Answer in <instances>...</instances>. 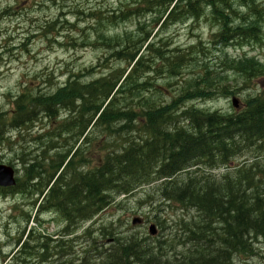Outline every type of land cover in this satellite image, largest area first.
Here are the masks:
<instances>
[{
	"label": "trees",
	"instance_id": "1",
	"mask_svg": "<svg viewBox=\"0 0 264 264\" xmlns=\"http://www.w3.org/2000/svg\"><path fill=\"white\" fill-rule=\"evenodd\" d=\"M145 1L153 2L152 9L145 6H135L131 9L128 7L125 11L120 10L112 15L102 13L104 12L102 8L93 7L87 14V10L83 13L75 8L74 15L85 14L90 24L87 28L79 27L82 35L74 44L80 42L86 45L87 42L92 43L93 39L103 40L108 50L103 57L106 59V65L103 67L109 69L108 72L106 74L102 72L99 78L90 81H85L82 73L72 74L65 84L55 85L56 87H53L52 81L45 83L52 87L51 90H40L36 84L28 83L13 97L11 103L15 108L11 112L12 116L7 117L4 111H0V144L1 141L10 140L7 136L11 131L10 127L15 128L17 137L15 140L21 138V144L15 148L14 154L23 165L24 176L18 179L15 191L42 195L51 180L59 173L44 202L39 206V212L50 209L56 210L59 214L61 212L67 223L64 236L74 234L79 225L81 230L84 223L92 220L113 203L115 197L111 192L128 196L132 191L147 188L156 180L150 175L156 169L161 172L159 178L169 179L179 171L196 164L229 167L234 158L246 152L257 154L264 152V93L247 96L242 110H234L227 114L187 105V102L198 98L212 99L232 95L236 92L235 89L242 87L244 79L246 82L264 80L263 61L249 56L248 53L234 57L227 52V47L235 44L264 46V33H260L264 9H260L263 6L259 5V0ZM174 3L177 5L170 11ZM202 5L213 8L211 12L208 11V16L212 17V24L220 30L217 37L223 44L218 49L225 56L224 60L213 62L211 53H206L204 47L200 48L193 45L194 43L189 45L188 49L187 46L183 49L179 47L172 49L168 41L163 39L167 32L166 28L160 30L156 39L160 40L156 41L154 38V41H151L148 53L139 57L140 43L146 41L152 34V31L146 30L147 24L152 25V28L158 26L160 20L170 11L165 26L170 25L168 23L180 24L191 21L192 27L196 28L204 15ZM233 5L247 9L246 16L237 13L238 17H230L229 9ZM227 13L228 16L225 15ZM171 16L173 21H170ZM135 17L138 19L135 23L136 31H139L138 38L129 34L132 30L128 29L120 31L116 36L108 35L105 27L110 21L114 25L118 21L126 18L132 20ZM234 21L241 23L236 27L233 25ZM242 23L248 25L244 27ZM50 25L54 26L55 31L56 22ZM72 29L68 28L69 31ZM94 32L97 35L89 34ZM62 37L65 38L66 35ZM71 39L73 41L72 37ZM118 60L123 62L120 68L129 64L134 66L129 72L127 67L119 72L120 68L112 65ZM218 67L222 68L223 73L216 71ZM187 69L191 71L190 76L193 79L188 76L182 80L184 85L180 93L174 95L170 102L164 104L159 99L158 102L151 95L143 97L145 102L135 100L144 90L145 93L150 91L147 89V83H140L139 80L148 81V78L154 76L181 80ZM227 70L234 74L238 73L237 79H240V82L231 85L224 75ZM127 72V77L121 83ZM152 74L154 75L150 76ZM45 76L50 77L48 74ZM39 79L43 84L44 76L39 74L30 82L36 83ZM212 79L215 81L212 82ZM41 84L40 87L45 85ZM127 92L129 94L123 102L119 100V97ZM106 101L109 104L106 105ZM68 103L73 104L75 108ZM86 116H91L87 119L88 124L84 120ZM124 120L126 124L123 123ZM185 121L190 124V128L180 127ZM48 122L49 126L45 129ZM114 122L122 125L116 128L113 126ZM92 123L95 138L90 142L84 135ZM129 128L146 129L150 137L156 141H163L164 139L158 137L166 136L167 141L171 142V147L169 145L163 153L167 159L165 157L157 159L151 151L152 148L144 150L142 146L130 144L127 149H122L124 147L119 145V140L125 138L124 134L128 133ZM230 138L232 140L229 142ZM46 139H52L54 146L59 142L64 144L67 140L77 141L57 155L54 151L46 149H42L43 152L40 153L39 147L46 146L40 143ZM64 146L65 144L62 148ZM49 152L53 154L49 155ZM43 153H47V160L42 158ZM216 156L219 157V161L212 162ZM32 157L36 160L32 161ZM69 157L68 163L64 166ZM259 163L260 161L256 160L251 164L234 166L233 169L231 167L232 171L225 175L229 177L225 178L228 186L223 185L224 191L216 183H206L205 173L203 176H194L193 179L191 177L184 179L182 183L177 182L180 186L174 182L171 189L174 191L163 193L168 192L166 195L172 196L182 209L188 206L199 209V216L189 221L184 220L179 225L181 237L175 235L168 240L149 237L154 239L150 244L147 239L143 240L137 235L123 236L111 231L109 236L114 235L115 243L105 252H100L99 247L95 248L96 260L90 264H236L240 258L252 256V242L254 239L259 241L264 238V165ZM84 164L90 165V171L84 169ZM62 168V172H59ZM165 183L168 186L170 182L167 180ZM9 192L12 190L0 188V194ZM198 197L200 199H194ZM37 201L38 199L34 201V206ZM160 226L166 229L163 222H160ZM90 228L84 230L85 234H90ZM72 242L63 241L64 264H83L76 263V260L81 258L84 252L83 255L75 252ZM36 247L38 249V245L32 246L30 242L24 241L11 264H37L35 257L50 262L52 256L48 254V248L43 246L40 253ZM179 247H182L181 251L177 250ZM52 264H58V261L54 259Z\"/></svg>",
	"mask_w": 264,
	"mask_h": 264
},
{
	"label": "rangeland",
	"instance_id": "2",
	"mask_svg": "<svg viewBox=\"0 0 264 264\" xmlns=\"http://www.w3.org/2000/svg\"><path fill=\"white\" fill-rule=\"evenodd\" d=\"M44 1L45 2H36L35 0H0V111L2 110L4 111V113L9 114L12 110H14L15 105L13 106V104L11 103L13 101V97L17 95L18 91L23 87L26 81L29 82V80L33 79L36 73L44 76V83L42 85L52 81L54 84L53 87H56L55 85H58V83L64 84L67 81L68 76H70L72 73L76 74L85 72V74L83 75L84 80L90 81L92 79L99 78V75L102 72H104V74L108 72L109 69L107 70L106 68H103V66H105L106 64V59H104L103 57L108 51L106 48V43H104L103 40L98 41L97 39H93L92 43L87 42L86 45L80 42H77L74 45V42L76 40H79L82 35L81 32H79V27L87 28L89 26L88 24H90L89 19L85 14H77L74 19L73 14L75 8L80 9L81 11H83V13L87 10L86 14L88 10L93 7L102 8L104 10V12L102 13L112 15L113 12H117L120 10L125 11L128 7L133 8L136 5L145 6L148 9H152L151 5L153 4V2L148 3L145 0ZM6 8L11 9L8 10L9 12H5ZM201 9H204V15L202 16L200 21L205 22L201 23L196 28L192 27L193 23L191 21L181 22L180 24L175 23L170 28L165 29L167 32L166 34H164V36L169 37L170 39H172V43L177 46L180 45L183 48L187 46L188 49V46L192 43H194L193 45H198L200 48L204 47L206 53H211V56L214 59L213 62L224 60L225 56L220 53L218 48L214 46L213 38H211L213 28H211L210 25L206 22L207 19L212 18L208 16V11L210 12V10H212L213 8L207 5H202ZM237 13L241 15L244 14V16H246L247 9L239 8L234 11L233 16L238 17L236 16ZM125 15L127 14L125 13ZM105 17L106 16H104V18ZM54 19H60L61 21L68 19L72 21L77 26L73 29L76 32L67 31L71 24L66 27L64 25L57 27L55 31H53V26L50 24H48L47 28L46 24L50 21H53ZM136 21L138 22V19L136 17L132 20H128L126 18L121 22L118 21V23L114 25L111 24L110 21L109 24H107L110 26L106 25L105 29L107 30L108 34L114 36H116L120 31L126 29L132 30L129 34H132L134 38H138L137 36L139 35V31H136ZM94 24L95 21H93V26L95 28L96 25ZM44 26L45 28L43 29ZM260 27L264 31V20L261 21ZM47 29H49L48 32L53 31L50 35H48L49 40L46 36ZM156 31L153 33V38L157 37L160 32V30L157 32ZM89 34L97 35L95 32ZM61 35H66V37L63 38ZM72 35L74 38L73 41L70 40V37ZM51 38H55L58 42L62 41L61 43H59L60 46L57 44V42H54V39L52 40ZM12 42H14L16 48L11 47L12 44L10 45L9 43ZM72 46H74L75 49ZM220 46L221 45H219L218 47ZM242 46L239 44L232 45L228 48L227 51L229 55H232L234 57L242 55L244 52H246L249 53V55H256L257 57L264 60V48L258 45L253 46L250 44H245ZM216 52L217 54H215ZM122 61H114V64L112 65L114 67L120 66ZM221 69V67H218L216 68V71L220 73L221 71H223ZM120 70L121 69H119V72ZM185 71L186 72L184 73V75H182L183 77L181 80L175 78L166 79L167 77H163L162 80H158V82L154 83L153 86L152 84H147L148 86L150 85L149 87H147V89L150 91L148 93L146 92L142 95L136 96L135 100L145 102L143 97L154 95L156 101H158L159 99L163 100L165 103L169 102L172 96L177 94L176 90H179V88L182 87V80H185V78L190 76L191 71L188 69ZM50 73H53L52 76H45V74L50 75ZM224 75L226 76V78H228V81L231 85L235 84L236 82H240V79H237L238 73L234 74L232 71L227 70ZM40 81L41 79H39L37 82ZM205 81L208 82V80ZM211 81L214 82L215 80L212 79ZM245 82L246 80L244 79L242 87L238 89L237 96L241 99V101H244V99L248 95L255 94L256 92H264V81L257 79L255 80V82ZM168 83H170V85H168ZM35 84L36 83L32 82L30 85ZM156 84L160 86H156ZM48 85L49 84H45L43 87H40V90H51L52 87ZM159 87L160 90L158 89ZM210 88L213 89L212 87ZM128 94L129 92H127L124 96L119 97V100L123 102V99ZM192 104L201 109H218L219 111L224 113L232 112L230 100L225 98H219L211 101L196 99L190 102V104L188 105ZM120 107L124 106H119V108ZM187 124L188 122L185 121L181 126H185ZM121 125L122 123L117 122H114L113 124V126H115L116 128H119ZM9 130L15 131V128L10 127ZM136 133L137 132H134V134ZM12 135L13 136H11L10 140L11 144L9 146H0V161L4 163H10L12 166L17 167L19 175L21 176L23 174V171L19 169H22L23 167L21 166L19 157L17 158V156H15L14 154L15 148L19 146L21 142L18 140H14L15 134ZM86 137L90 139V142L92 141V138H95L94 127L91 128ZM119 142L122 144V147L125 146L124 143L121 142V139L119 140ZM54 153L59 155V153L62 152L58 149H54ZM216 172V175H220L224 171L217 170ZM155 179L156 180L153 183H150L149 186L145 189V192L142 194L143 196L151 197L152 195H157V197H159L158 194H162V191L158 190V188L160 187L159 178ZM183 180V178L178 177V181L182 182ZM133 193L134 191L129 193V195H132ZM111 194L116 199L117 194L114 192H111ZM139 200H142V196L134 198V196L132 195L129 198H123L122 205L125 207L124 209H113L110 207L109 209H106L97 219V224L93 225L90 228L91 232L95 233L91 238L88 237L92 233L87 235L85 234V231H79L72 234L74 238H81L80 235H82L83 238H87L84 244H80L77 247L73 246L74 251L75 247L77 249V252L80 251V253L90 251V255L94 253L93 259L96 260V247H99L101 252L109 250L112 244V236L105 235L104 232L107 229L109 230L108 232H110L111 230L113 231L114 226L113 223L111 224V221L114 220H117L116 222L114 221V224L122 223V225L119 226L118 234L121 231L122 233L120 235L123 236L139 234L143 240L147 239L150 244H152L154 239L148 237V224L133 226L132 220L136 216H149L151 218L149 220L159 226L158 229L160 228L159 231H161L159 233L160 235L158 236V239L166 237L168 239V237L174 234H181L179 231V225H181V223L177 222L180 219L178 218V216H180L179 212H177L170 218L169 213L172 211L171 209L159 210L161 207L156 209V205L151 207H138V205L141 203L138 202ZM32 202V199L20 194L16 196L10 195L7 197H0V243L3 245V247L6 245L5 251H9L11 248L15 247V240L13 239L14 237L16 238L15 235L19 233L20 228L24 225V217L22 215V211H24V213L30 212L32 214V217L36 216L35 220H38L36 211L35 209L33 210V205H31ZM113 202H115V200H113ZM171 208L175 210V207ZM188 216H190V214L185 215V217ZM39 219L40 222L35 221L33 224L31 223V225L37 230V232L31 231V234L34 235L37 233H41L42 235H46L45 238L49 237L56 239L58 237L56 236L57 231L64 232L63 230L65 224L61 221V218L58 215L47 213L40 216ZM158 222H163L164 224H166V229H162ZM90 223L91 222H87L85 226H83V230L89 227ZM82 240L83 239H81L80 242ZM55 242L56 245H47L49 252L48 254L52 256L51 261L48 264H52V261L54 259L58 261V264L64 261V245L59 240H56ZM32 245L35 246V244ZM253 245H257V247L255 246L254 249L251 250V254H253L255 251H257L258 254L249 258L245 257L246 259L242 257L240 258V261H236V264H264V238H261L259 241H256L254 239V241L252 242V246ZM177 250L181 251L182 247H179ZM2 252L3 250H0V264H7V262H2L1 260ZM89 258H91V256H89Z\"/></svg>",
	"mask_w": 264,
	"mask_h": 264
},
{
	"label": "bare ground",
	"instance_id": "3",
	"mask_svg": "<svg viewBox=\"0 0 264 264\" xmlns=\"http://www.w3.org/2000/svg\"><path fill=\"white\" fill-rule=\"evenodd\" d=\"M239 2V1H238ZM259 5L260 6H263V7H260V9H264V0H259ZM56 4V3H55ZM230 4V3H229ZM228 4V5H229ZM256 4V3H255ZM174 5H177V3L175 4H173L172 5V7L170 8V11L172 10V8L174 7ZM184 6V5H183ZM226 7V6H225ZM241 8V7H240ZM237 9H239V6H235V5H233V6H231V8L229 9V11L231 10V12H229V15H230V17H233V13H234V11H236ZM192 10V9H191ZM170 11L168 12V13H166L165 14V16L160 20V22H159V25L158 26H155L154 27V29L151 27V25H149V24H145L147 27H146V30L147 31H152V34H151V36H149V38L146 40V41H144L143 43L141 42L140 43V45H139V47H140V49H141V53H140V55H139V57L142 55V54H147L148 53V50H149V47L151 46V41H154V38H155V40L157 39V37H154L153 38V33L157 30V31H159V30H161L162 28H166V29H168V28H170L173 24H171V23H168V24H170V25H168V26H165V22L167 21V19L169 18V13H170ZM211 12V11H210ZM114 13V12H113ZM263 13H264V10H263ZM225 15H227L228 16V13L227 14H225ZM244 15V14H243ZM248 15V14H247ZM264 15V14H263ZM73 16H74V19H75V15L73 14ZM231 19V18H230ZM146 20L148 21V18H146ZM174 19L172 18V16H171V18H170V21H173ZM233 20V19H232ZM238 21H240V20H238ZM238 21H237V23H236V21H234L233 22V25H235L236 27L238 26V25H240V23L241 22H239L238 23ZM47 22V21H46ZM54 22H56V27H60V26H69L70 24H71V26L69 27V28H75V27H77L72 21H70V20H68V19H66V20H64V21H61L60 19H54L53 21H50V22H48L46 25H48V24H51V23H54ZM203 22H205V21H200L199 23L201 24V23H203ZM209 25H210V27L211 28H213V32H212V34H211V38H213V43H214V46L216 47V48H219L218 46L219 45H222L223 44V42H222V40H220L218 37H217V35L220 33V30H219V28L218 27H216L214 24H212V21H211V19H208L207 21H206ZM243 24V23H242ZM74 25V26H73ZM248 24H243L242 26H244V27H246ZM231 26V25H230ZM229 26V27H230ZM241 26V27H242ZM233 27V26H232ZM231 27V28H232ZM45 28V26L43 27V29ZM68 28V27H67ZM64 29V28H63ZM72 29V31H69V30H67L68 32H76V31H74ZM43 31V30H42ZM45 31V30H44ZM156 31V32H157ZM57 32V31H56ZM146 32V31H145ZM37 33V32H36ZM58 33V32H57ZM160 33V32H159ZM61 34V33H60ZM53 35V34H52ZM51 35V36H52ZM145 37H146V35H144ZM160 36V35H159ZM72 38H73V35L71 36ZM71 37H70V40H72L71 39ZM145 37H143V39L145 38ZM160 37H163V36H160ZM225 37V36H224ZM30 39V38H29ZM28 39V40H29ZM52 40L53 39H55V38H51ZM74 39V38H73ZM162 39V38H161ZM163 39H165V41H168V43L170 44V47L172 48V49H174V48H181V49H183V47L182 46H177V45H175L174 43H172V39H170L169 37H164ZM158 40H160V39H158ZM158 40H156V41H158ZM232 41H235V40H232ZM10 45L12 44V45H14V42H12V43H9ZM11 45V47L12 48H16V46L14 45V46H12ZM25 45V44H24ZM75 45V44H74ZM126 45V44H125ZM158 45H160V43H158ZM152 48V47H151ZM13 50V49H12ZM113 51V50H112ZM136 51V50H135ZM120 56H122V55H120ZM158 57V56H157ZM121 60H122V58H121ZM172 60V59H171ZM123 62H121V64H122ZM128 72H129V70H128ZM128 72L124 75V77L122 78V80H121V83L123 82V79L125 80V78L127 77V75H128ZM72 74H74V73H72ZM71 74V75H72ZM76 74H78V73H76ZM85 74V72L84 73H82L81 75L83 76ZM70 75V76H71ZM154 74H152V75H150V76H153ZM70 76H68V79L70 78ZM139 76V75H138ZM154 78H160V77H156V76H154ZM68 79H67V81H68ZM96 79V78H95ZM190 79H193V77L192 76H190ZM66 81V82H67ZM144 81H145V79H144ZM65 82V83H66ZM64 83V84H65ZM121 83H120V85H121ZM58 84H62V83H58ZM168 85H170V83H168ZM117 90V89H116ZM177 91V94H179L180 93V91H181V87L179 88V90H176ZM145 93V90L142 92V94H144ZM114 94V93H113ZM146 95V94H145ZM90 97V96H89ZM69 98V97H68ZM78 99V98H77ZM198 99H200V98H198ZM201 99H204V100H208L207 98H201ZM74 100V99H73ZM128 100H130V99H128ZM196 100V99H195ZM71 101V100H70ZM79 101V100H78ZM193 100H191V101H189V102H187V105L188 104H190V102H192ZM69 102V101H68ZM107 102V101H106ZM105 102V103H106ZM128 102V101H127ZM130 102H131V100H130ZM133 102V101H132ZM162 102H164L163 100H162ZM13 104V103H12ZM65 104V103H64ZM69 105H70V103H68ZM107 104H109L108 102L106 103V105ZM164 104H165V102H164ZM73 105V104H72ZM72 105H70L71 107H72ZM13 106H14V104H13ZM63 106H65V105H63ZM66 106H67V104H66ZM65 106V107H66ZM74 106V105H73ZM188 106H194V107H196L194 104H192V105H188ZM70 107V108H71ZM74 108H75V106H74ZM196 108H198V107H196ZM69 109V108H68ZM199 109H201V108H199ZM202 110H206V109H202ZM13 111V110H12ZM11 111V112H12ZM71 111V110H70ZM94 112V111H93ZM219 112H221V111H219ZM89 113V112H88ZM221 113H224V112H221ZM230 113V112H229ZM83 114V113H82ZM95 114V113H94ZM224 114H227V113H224ZM72 116H73V114H72ZM77 116V115H76ZM83 116V115H82ZM93 116V115H92ZM166 116V115H165ZM89 117H91V116H86L85 117V119L84 120H86V124H88V118ZM38 118V117H37ZM84 118V117H83ZM258 118V117H257ZM42 119V118H41ZM68 119V118H67ZM71 119V118H70ZM74 119V118H73ZM90 119V118H89ZM72 120V119H71ZM70 120V121H71ZM91 120H92V118H91ZM68 121V120H67ZM95 122H96V120H95ZM94 123V122H93ZM93 123L92 124H89V127H88V129L86 130V132H85V135H84V137L86 138V136H87V134L89 133V131L91 130V128H92V125H93ZM123 123L124 124H126V122H125V120L123 121ZM79 124V123H78ZM129 125V124H128ZM127 126V125H126ZM147 126V125H146ZM87 127V126H86ZM129 127H130V125H129ZM180 127H184V128H186V129H188V128H190L191 126H190V124L188 123L187 125H185V126H180ZM215 127V126H214ZM219 127V126H218ZM71 128V127H70ZM138 128V127H137ZM144 128V127H143ZM219 128H221V127H219ZM76 129V128H75ZM78 129V128H77ZM58 130V129H57ZM157 130V129H156ZM218 130H220V129H218ZM223 130V129H222ZM128 131V133H125L124 135H125V138L123 139V138H121V142H123L124 143V145L125 146H123L124 148H122V149H127L128 148V146L131 144V145H133V146H139V147H141L142 146V148L144 149V150H147L148 148H152L151 149V151L152 152H154V154L153 155H155L156 156V158L157 159H159V158H161V157H165V155H163V153H164V151H165V149L171 144V142H168L167 141V137L165 136V137H158V138H161V139H164L163 141H156L153 137L151 138L150 137V135H149V132L148 131H146V129H141V130H133L132 128L130 129L129 128V130H127ZM162 131V130H161ZM173 130L171 129L170 130V132H172ZM216 131H217V128H216ZM67 132V131H66ZM81 133L83 132V131H80ZM134 132H137L136 134H134ZM223 132V131H222ZM77 133V132H76ZM221 133V132H220ZM12 134H15V137H14V140L17 138L16 137V132L15 131H10L8 134H7V136L10 138V140H11V136H13ZM57 134V133H56ZM70 134V133H69ZM6 135V134H5ZM61 135V134H60ZM59 135V136H60ZM77 135V134H76ZM118 135V134H117ZM2 136H3V134H2ZM79 136V135H78ZM61 137V136H60ZM68 137V136H67ZM73 137V136H72ZM83 137V136H82ZM62 138V137H61ZM66 138V137H65ZM77 138V137H76ZM63 139V138H62ZM73 139V138H72ZM52 140V139H51ZM51 140H49V139H46V140H44V141H41V145H46L44 148L42 147H39L40 148V153H41V151H42V149H46V150H51V151H54V149H58V150H60V151H65L66 149H67V147H68V145H72L73 143H74V141H77V139L76 140H74V141H68L67 140V142L66 143H64L65 144V146H64V148H62V146L64 145L63 143H61V142H59V143H61V144H57V143H55V141H54V143H55V145L56 146H54V145H52V143L53 142H51ZM232 140V138H230V140H229V142ZM58 141V140H57ZM84 141V140H83ZM81 142H82V140H81ZM80 144V143H79ZM82 144V143H81ZM35 146H36V144H34ZM119 145L122 147V144L119 142ZM51 146H54L53 148H51V149H49V147H51ZM81 147V146H80ZM170 147H171V145H170ZM22 148H24V147H22ZM79 148V147H78ZM77 148V149H78ZM133 149H135L134 147H132ZM26 149V148H25ZM30 149V148H29ZM72 149V148H71ZM138 149V148H137ZM141 148H139V150H140ZM22 150H24V149H22ZM27 150V149H26ZM142 150V149H141ZM62 151V152H63ZM75 151V150H74ZM170 151H172V150H170ZM43 152V151H42ZM20 153V152H19ZM40 153H39V155H40ZM77 153V152H76ZM75 153V154H76ZM140 153V152H139ZM167 153H171V152H167ZM22 154V153H21ZM52 155L53 154V152H49V155ZM141 154V153H140ZM39 155H35L36 157H38ZM34 156V157H35ZM72 156V155H71ZM70 156V157H71ZM253 156V155H252ZM54 157V156H53ZM64 157V156H63ZM66 157V156H65ZM70 157L66 160V162H65V164H64V166L68 163V161H69V159H70ZM120 157V156H119ZM29 158V157H28ZM42 158H46V160H47V158H48V156H47V153H43V157ZM166 159H167V157H165ZM34 160V158L32 157V161ZM36 160V159H35ZM34 160V161H35ZM65 160V159H64ZM19 161V160H18ZM27 161V160H26ZM172 161V160H171ZM214 161H216V163L219 161V157L218 156H216V158H215V160L213 159L212 160V162H214ZM23 162V161H22ZM59 162V161H58ZM61 162V161H60ZM253 162H256V160H253ZM260 165H262L263 166V164L262 163H259ZM11 165V164H10ZM59 165V164H58ZM12 166V165H11ZM19 166V165H18ZM21 166L23 167V165L21 164ZM15 167V166H14ZM84 169H90V165H88V164H84ZM194 167H200L199 169H202V170H205L206 171V173L204 172V171H197V169L196 168H194ZM17 168V167H16ZM39 168V167H38ZM37 168V169H38ZM18 170V169H17ZM19 170H22L23 171V168L22 169H19ZM62 170H63V168L59 171V172H62ZM86 170H84V171H86ZM218 170V164L217 165H214V166H210V165H202V163H200V164H196V165H194V166H192V167H188V168H186V169H183V170H181V171H179L176 175H174L173 177H171V178H169V179H167V178H159L160 176V174H161V172L159 171V169H156V170H154L153 172H151V174L150 175H152V178H159V185H160V187L158 188V190L159 191H162V194H158L159 195V197H157V195H152L151 197H145V196H143L142 194L145 192V189L146 188H140V189H137L136 191H134V193L132 194L133 196H134V198L135 197H138V196H142V200H139L138 202H141L139 205H142V206H155L156 207V209H158V208H160L159 210H163V209H171L172 211H173V213H172V211L169 213L170 215H169V217L171 218V216H173V215H175L177 212H179L180 213V216H178V218H180L177 222L178 223H181L182 224V222L184 221V220H191V219H193V218H195V217H197V216H199V209H197L196 207H190V206H188L187 208H180L179 207V205L178 204H176L177 203V201L176 200H174V199H172V196H167L166 194L168 193V192H170V191H174V189L173 190H171L173 187V183L174 182H178V183H182V182H180V181H178V177H181V178H183V179H188L189 177H191L192 179L194 178V176H203V174L205 173V175H206V179L207 180H205L206 181V183L208 182V183H216V184H218V185H220V189H222L223 188V185H226V182H225V178L226 177H229V176H225L229 171H232L229 167H226L225 165H222V166H220V169L219 170H223L224 172L223 173H221L220 175H216L215 173H217L216 171ZM90 171V170H89ZM138 171V170H137ZM58 176H59V173L57 174ZM56 175V176H57ZM135 175V174H134ZM133 175V176H134ZM24 176V175H23ZM137 178V177H136ZM101 179V178H100ZM55 180V178H53L52 180H51V182L52 181H54ZM68 180V179H67ZM137 180V179H136ZM169 181L170 183L168 184V186L166 185V181ZM122 183V182H121ZM177 183V184H178ZM196 184V183H195ZM178 186H180L179 184H178ZM226 186H228V185H226ZM68 187V186H67ZM199 187V186H198ZM223 190V189H222ZM250 190V189H249ZM253 190V189H252ZM163 191H168L167 193H163ZM224 191V190H223ZM251 191V190H250ZM250 191H248V192H250ZM224 193V192H223ZM108 194H109V192H108ZM132 195H128V196H126V195H117L116 196V199H115V202H113V203H111L110 205H108V207L107 208H105L103 211H101L100 212V214L99 215H97V216H95L92 220H90V221H88V222H91L90 224H89V227H92L93 225H96L97 224V219L101 216V214L106 210V209H109V207L110 208H120V209H124L125 207L122 205V200H123V198H129L130 196H132ZM85 197V196H84ZM185 197V196H184ZM203 198V197H202ZM187 199V198H186ZM189 199V198H188ZM194 199H200V197H198V198H194ZM204 199V198H203ZM225 200H227V199H225ZM81 201V200H80ZM223 202H224V200H223ZM222 202V203H223ZM190 203H192V201L190 202ZM221 203V202H220ZM221 203V204H222ZM222 206V205H221ZM171 207H175V210H173ZM232 207V206H231ZM209 209V208H208ZM229 209V208H228ZM235 210V209H234ZM164 213V212H163ZM230 213V212H229ZM173 214V215H172ZM186 214H190V216H188V217H185V215ZM179 215V214H178ZM221 215H223V214H221ZM225 215V214H224ZM144 216H145V214H144ZM248 216V215H247ZM59 217L61 218V221L65 224V226H67V223H66V221L64 220V217L62 216V214H61V212H60V214H59ZM226 217V216H225ZM229 217V216H228ZM168 218V217H167ZM177 218V217H176ZM149 219H151L149 216H145V217H143L142 218V220L141 221H139V222H137L136 224H134V226H138V225H145V224H148L149 226L148 227H153L154 228V230L156 231V234L155 235H153V234H151L149 231V235H148V237H158L160 234V231H159V229H158V225L156 224V223H153V222H151ZM224 219V218H223ZM74 220V219H73ZM170 220V219H169ZM241 220V219H240ZM115 221V220H114ZM114 221H111V224L113 223V232H115V233H117L118 234V231H119V226L120 225H122V223H116V224H114ZM117 221V220H116ZM115 221V222H116ZM232 221V220H231ZM95 222V223H94ZM159 223V225H160V222H158ZM85 224L86 223H84V225L83 226H85ZM80 225H79V229L76 231V232H79V231H84L83 230V227L81 228V230H80ZM88 228V227H87ZM64 231V230H63ZM108 229L104 232L105 234H108ZM176 231V230H175ZM217 231H219V230H217ZM75 232V233H76ZM177 232H179V231H177ZM216 232V231H215ZM92 232H90V234H91ZM99 233V232H98ZM122 233V231L119 233V234H121ZM218 233V232H217ZM95 234V233H94ZM173 234V233H172ZM208 234V233H207ZM35 235V234H34ZM44 235V234H43ZM178 236L179 235V233H178V235L177 234H174V235H172V236H170V237H168V239L169 238H171V237H173V236ZM16 238L14 237V239L13 240H15V243H14V245H15V247H13V248H11L9 251H5V248H6V245L3 247V245L0 243V250H3V252H2V255H3V257H2V262H7V264H11V261L15 258V256H16V254L18 253V251H19V249H20V245H22L23 244V242L24 241H26V242H30V244L32 245V244H34V236L33 235H30L29 233H23L21 230L19 231V233H17L16 235ZM56 236H58L57 238L60 240V242H62L63 243V240H64V238H65V236H64V233L63 232H61V231H57V234H56ZM137 236L139 237V238H141V236L139 235V234H137ZM180 236V235H179ZM178 236V237H179ZM177 237V238H178ZM181 237V236H180ZM219 237V236H218ZM97 238V237H96ZM54 239V238H53ZM101 239V238H100ZM164 239H167V237L166 238H164ZM167 239V240H168ZM182 239V238H181ZM95 240V239H94ZM93 240V241H94ZM97 240V239H96ZM106 240V239H105ZM175 240V239H174ZM212 241V240H211ZM102 243V242H101ZM216 244V243H215ZM29 245V244H28ZM64 245V244H63ZM220 245V244H219ZM222 245V244H221ZM33 246V245H32ZM107 246V245H106ZM213 246V245H212ZM257 247V245H253L252 246V250L254 249V247ZM65 247V246H64ZM204 247V246H203ZM215 247V246H214ZM28 248V247H27ZM47 248H48V246H47ZM97 248V247H96ZM98 249V248H97ZM224 249V248H223ZM227 249V248H226ZM30 250V249H29ZM197 250V249H196ZM199 250V249H198ZM97 251V250H96ZM177 251V250H176ZM230 251V250H229ZM101 252V251H100ZM99 252V253H100ZM78 253H80V251L78 252ZM82 253L83 252H81L79 255H82ZM192 253V252H191ZM202 253V252H201ZM256 254H258V252L257 251H255L253 254H252V257L253 256H255ZM5 256H8V258L7 257H5ZM198 256V255H197ZM263 256V255H262ZM105 257V256H104ZM103 257V258H104ZM251 257V256H250ZM264 257V256H263ZM231 258V257H230ZM99 259V258H98ZM101 259V258H100ZM248 259V258H247ZM264 259V258H263ZM66 260V259H65ZM103 260V259H102ZM197 260V259H196ZM101 262V261H100ZM47 263H49V262H47ZM25 264V263H24ZM59 264H64V261L62 262V263H59ZM68 264V263H67Z\"/></svg>",
	"mask_w": 264,
	"mask_h": 264
},
{
	"label": "water",
	"instance_id": "4",
	"mask_svg": "<svg viewBox=\"0 0 264 264\" xmlns=\"http://www.w3.org/2000/svg\"><path fill=\"white\" fill-rule=\"evenodd\" d=\"M234 104L237 106L236 100H234ZM15 183L16 182L14 178V169L10 166L0 165V186L9 187V186H13ZM151 233H155L153 227L151 228Z\"/></svg>",
	"mask_w": 264,
	"mask_h": 264
}]
</instances>
